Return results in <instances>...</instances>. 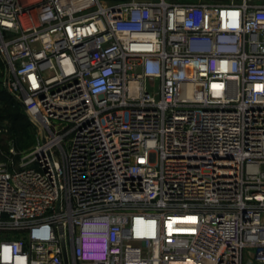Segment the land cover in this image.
<instances>
[{
    "label": "built area",
    "instance_id": "2783aa9c",
    "mask_svg": "<svg viewBox=\"0 0 264 264\" xmlns=\"http://www.w3.org/2000/svg\"><path fill=\"white\" fill-rule=\"evenodd\" d=\"M0 60V264H264V0H0Z\"/></svg>",
    "mask_w": 264,
    "mask_h": 264
},
{
    "label": "rangeland",
    "instance_id": "374dc122",
    "mask_svg": "<svg viewBox=\"0 0 264 264\" xmlns=\"http://www.w3.org/2000/svg\"><path fill=\"white\" fill-rule=\"evenodd\" d=\"M3 64L0 60V70ZM1 74V73H0ZM0 75V163L16 165L28 154L41 135L38 121L10 98Z\"/></svg>",
    "mask_w": 264,
    "mask_h": 264
},
{
    "label": "trees",
    "instance_id": "16d2710c",
    "mask_svg": "<svg viewBox=\"0 0 264 264\" xmlns=\"http://www.w3.org/2000/svg\"><path fill=\"white\" fill-rule=\"evenodd\" d=\"M9 94V93H8ZM9 96H10V98L13 100V102L15 103V104H17L18 106H20L21 107V105L18 103V102H16L12 97H11V95L9 94Z\"/></svg>",
    "mask_w": 264,
    "mask_h": 264
}]
</instances>
